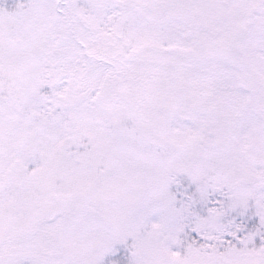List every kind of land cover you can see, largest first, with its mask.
Masks as SVG:
<instances>
[{"label":"snow or ice","instance_id":"snow-or-ice-1","mask_svg":"<svg viewBox=\"0 0 264 264\" xmlns=\"http://www.w3.org/2000/svg\"><path fill=\"white\" fill-rule=\"evenodd\" d=\"M0 264H264V0H0Z\"/></svg>","mask_w":264,"mask_h":264}]
</instances>
